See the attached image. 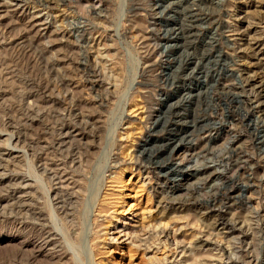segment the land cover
I'll return each instance as SVG.
<instances>
[{"label": "rangeland", "instance_id": "374dc122", "mask_svg": "<svg viewBox=\"0 0 264 264\" xmlns=\"http://www.w3.org/2000/svg\"><path fill=\"white\" fill-rule=\"evenodd\" d=\"M168 3L0 0V264H264V0Z\"/></svg>", "mask_w": 264, "mask_h": 264}, {"label": "bare ground", "instance_id": "6f19581e", "mask_svg": "<svg viewBox=\"0 0 264 264\" xmlns=\"http://www.w3.org/2000/svg\"><path fill=\"white\" fill-rule=\"evenodd\" d=\"M174 1H176V0H174ZM185 0H177L176 1V3H170V1L168 0V2L170 3H168V6H172V5H177V6H180L183 2H184ZM194 1V0H193ZM192 12V11H191ZM190 11L189 12H187V13H189V19H190V21H193V19H196V17L198 16V15H195L194 17H192L191 18V16L190 15H192V13H191ZM199 19H200V17H199ZM202 19V18H201ZM197 20V19H196ZM195 20V21H196ZM199 21V20H198ZM194 22V21H193ZM200 22V21H199ZM177 37V36H176ZM168 39V38H167ZM175 39L176 38H171V42L173 41H175ZM177 41V40H176ZM168 42V41H167ZM168 45V44H167ZM170 47V46H169ZM171 48H172V46H171ZM177 48V47H176ZM245 81V80H244ZM246 82L248 83V85L250 86V83L252 82L249 78L247 79L246 78ZM262 89V88H261ZM259 90H260V88H259ZM264 90V89H263ZM257 92H259V93H262L263 91L261 90V91H256V93ZM258 94V93H257ZM256 96H259V95H256ZM256 96H255V98H256ZM263 124V123H262ZM256 127V126H255ZM258 142H259V139H258ZM260 143V142H259ZM231 154H233V152L231 153ZM159 165V164H158ZM237 166V165H236ZM167 167H169V166H167ZM159 169L160 170H162V165L160 166L159 165ZM169 169V171L171 172V173H177V167L175 168V169H172L171 167H169L168 168ZM196 170V169H195ZM199 170V169H198ZM168 174V173H167ZM178 174V173H177ZM175 175V174H174ZM226 188H228V187H226ZM234 188V187H233ZM225 190H227V189H225ZM224 190V191H225ZM229 190V189H228ZM227 192V191H226ZM192 193V192H191ZM221 193V192H220ZM225 193V192H224ZM225 195V194H224ZM226 195H227V201H231L232 199H234L235 198V196L232 194V191H230L228 194L226 193ZM191 196V195H190ZM224 197V196H223ZM225 198V197H224ZM222 200H223V198H221ZM234 201V200H233ZM222 202V201H221ZM202 204H207V205H210L211 203L210 202H203V203H199V205H202ZM226 204H228V203H226ZM214 206V204L213 205H211V207H213ZM216 215L218 216V225H225L226 224V220L224 219V216L221 214V212H219V211H216ZM167 238V237H166ZM207 242V241H206ZM225 249H223V251H224ZM225 252V251H224ZM221 254H222V252H220Z\"/></svg>", "mask_w": 264, "mask_h": 264}]
</instances>
